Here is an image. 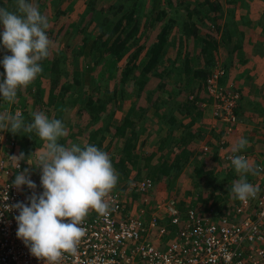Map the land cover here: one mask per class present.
Returning <instances> with one entry per match:
<instances>
[{
    "label": "rangeland",
    "instance_id": "obj_1",
    "mask_svg": "<svg viewBox=\"0 0 264 264\" xmlns=\"http://www.w3.org/2000/svg\"><path fill=\"white\" fill-rule=\"evenodd\" d=\"M132 1L137 2L136 4L138 5L139 11L144 14L142 20H147V24L144 25L145 22H143L142 25H138L139 29L135 36L136 43L132 44L130 47L131 50H135L138 49V45H143L142 51L136 57V60H134L138 69H141L145 63L144 53L150 48L152 42H154L152 40H156V28L160 27L169 16L176 17L168 34V50L162 57L164 63L169 64V62L171 63L172 60H174L173 62H176V67L170 72V84H168L167 90L161 91L160 89H156L152 96L154 97L156 94L161 93V102H163V104H160V106L158 105V107L159 111L162 112L168 106L167 92L171 86L175 85V83L176 85H179V88L181 89H198L196 92H188V90H186V96L193 99L194 95L197 94V96L195 95L197 100L196 103L200 108L201 114L194 122V129L201 134L199 138L196 137L194 139L195 147L192 150L191 160H189L192 165L187 164L185 167L181 168L178 173L169 172L160 177L153 178L147 172V167L144 165L141 167L142 162H140L138 166H134L133 158H130L127 164V176L125 178H118V182L114 188L121 189L126 199H131V202L136 205L141 202L151 203L157 198L167 196L174 198L180 204H194L196 207L208 203L217 208L220 212H224L226 209H230L235 202L233 196L230 195V188L232 183L240 177L231 165V160L225 159L223 153L218 149V140L224 135V125L218 118L214 117L210 111L208 103L209 96L204 89L205 80L203 81L201 77H196L194 79L193 77H190L188 73H182L180 65L181 58L188 55L192 64L191 68L196 67L195 51L200 45V40L197 35L213 36L219 39V33L221 31L216 29V21L220 24L223 23L230 3L226 0H209L213 5L217 1L220 7L215 10H210L209 15L201 14L197 17L192 16L191 20L197 26V38L189 36V38L183 39L182 52L177 54L176 49L179 45L177 38L180 35L182 26V18L177 16L180 11L177 12L174 10L172 3L167 0H128V4ZM247 1L250 20L248 23H244V30L251 33V31H253L252 29H254L252 28L253 25L257 26L254 30H259V26H261V28L262 26L264 27V0ZM27 2L37 7L40 13L48 20L49 28L46 30V34L50 41H52L50 55L40 62L42 72L37 75L36 79L26 88L18 90L15 103L9 104L3 99H0V114L8 113L15 115L18 109L21 110L22 116H24L25 113L31 115L33 112H44L50 120L60 119L65 125L67 135L61 137L58 140V143L66 147H71L73 144H78L81 147L85 144L95 145L90 137L97 126H103L105 121H108L106 115L107 112L98 117L92 118L84 111H80L81 105L93 83L94 76H96V82L98 81L100 83V87H104L106 83H109V85L112 86V83L116 84L118 82L119 74L126 65L125 63L128 61V56L123 55L118 58L115 64L110 66L107 72L108 74L103 75L99 72L95 75L94 69H92L93 64L92 56L89 52V43L84 46V49L81 52H79V44L81 42L79 28L83 26L84 30L92 34L98 33L104 29L106 32L103 34V37H107L113 33L112 25L106 26L104 23L98 22L100 6L106 5L109 0H27ZM160 7H165L166 14L160 20H157L155 25H152L149 23L152 21L150 17L152 18ZM90 9L93 10L91 15L92 21H87L88 23L85 22L84 25H80V22L84 17L89 19L91 14ZM238 11L239 9L236 8L235 18L239 17ZM211 16L216 18V20H210L209 17ZM116 17L117 16L114 18ZM245 35L248 36L249 34L245 33L244 36ZM132 41L134 40H128V43L130 44ZM240 41L242 43L240 53H238L239 51H237V49L233 48L231 43H220L215 56L218 59V65L216 64L215 68L220 66L221 58L223 57H225L229 63L227 73L225 71L226 74L220 78L221 83L227 87L231 85V87L236 88L240 94V99L237 105V129L228 135L229 142L226 145V148L230 147L229 149H232L233 144L240 138H245L249 141L246 148L241 151L246 154V159L250 164L254 167H257L260 164L263 166V169L257 167V173L255 175H252L251 173L247 174L246 179L254 186H261L264 185V64H262L257 58L259 56L264 58V34L261 35L257 31H254L253 39L248 41L245 36L244 39L242 37ZM57 51H63L65 53V61L62 58H59V60L61 66L68 71L69 75H71V72L73 74V71H78L80 75V82L77 83L80 85L75 92L68 96L66 101L60 100L59 97L55 98L56 93L59 91V86L55 88L51 85L53 73L48 68V61L51 58L52 52ZM74 52H78V56L75 54L72 59ZM4 54L5 51L3 50V47H1L0 60L3 59ZM7 54L10 55L11 53L8 52ZM238 54L239 60L235 57ZM245 55H248L247 61L241 58ZM253 58L257 60L253 61ZM242 66H245L247 69V72L244 75L241 74ZM3 71L4 69L2 65L0 67V72ZM62 77L64 79L66 75ZM157 82H159V76L151 77L146 84V89H153ZM241 83L242 88H240ZM117 86L118 88L124 87L125 92L122 97H119L116 100H111L110 102L109 107L112 111L110 122L112 127L111 131L106 134V137L102 141V146L100 147V149L106 153L113 150L115 151L117 147H120L124 137L128 134L129 128L126 127L122 135L115 137L116 139L111 135L113 133L112 129H114L115 126L120 125L125 118L126 113L129 111L132 101L135 100V96L131 92V89L133 88L131 79L125 84ZM260 89L261 92H259ZM137 100L136 105L138 103L144 106L148 105L144 93H142ZM187 103H190V101H187ZM134 110L133 114L142 117L144 116L143 118L145 119L144 123H141L145 126V130L140 134L139 140L136 141V155L140 156L143 152L149 154L153 151L155 154L150 162L156 163L158 162V156L160 153L159 137L168 133V129H166L168 123L161 121L159 124L161 118L159 119V117L151 114V109H143L138 106ZM175 116L184 117L186 120L190 119L189 115L184 116V114H180L176 110ZM142 117H138L140 122H142ZM88 123L89 125H87ZM4 132L8 137L11 135L10 131ZM24 134L25 133L22 132V134H20L21 136L16 138V153L19 155L23 152L26 157L30 155V161L36 163L37 155L44 150V141L40 140L39 137H35L33 138V144H29L27 143ZM180 134L181 128H175L170 135V139H176ZM111 137L114 141L111 146L107 148L108 151L104 150ZM143 139L144 142L142 143L141 140ZM204 142L209 145V150L206 152H203L200 148V144ZM174 151L175 150L172 146H169L165 151V155L171 158V156L174 155ZM213 151L217 153L216 159H213L211 156ZM21 163L22 170L17 171L16 175L19 172H22L25 168H28L31 173V180L37 185L36 193L39 195L43 192V188L40 185V170L36 168L35 165H29L27 160H22ZM196 164L200 165L205 170L213 167L215 172L210 177V183H205V180L207 179L202 178L199 181L198 186L195 184L194 181L197 175L193 171V166ZM147 176L151 177L155 182V187L151 192L144 194L130 190L126 187L128 181ZM122 183H125V185ZM214 188L216 189L215 194L219 195L218 201L221 203L220 205H216V203L214 204V201L211 200L213 199V193H211V190ZM198 194L202 196L200 200H196Z\"/></svg>",
    "mask_w": 264,
    "mask_h": 264
},
{
    "label": "built area",
    "instance_id": "obj_2",
    "mask_svg": "<svg viewBox=\"0 0 264 264\" xmlns=\"http://www.w3.org/2000/svg\"><path fill=\"white\" fill-rule=\"evenodd\" d=\"M224 74V67H214L204 81L210 111L224 125L218 149L227 160L232 155L246 158L244 152L226 148L228 135L237 129L240 94L221 83ZM16 113L22 114L20 109ZM16 144V139L0 132V206L28 203L26 198L36 192L27 185L19 190L12 186L16 172L22 170L21 161L15 169L11 159L17 155ZM200 148L206 152L209 145L204 142ZM257 167L263 169L260 164ZM154 185L148 176L126 183L130 190L144 194ZM258 186L256 198L235 199L224 212L210 204L181 205L167 196L136 205L121 189L113 188L104 198L109 205L107 214L90 211L76 254L65 253L60 264H264V185ZM0 213V264H43L16 236L18 210L8 212L0 207Z\"/></svg>",
    "mask_w": 264,
    "mask_h": 264
},
{
    "label": "trees",
    "instance_id": "obj_3",
    "mask_svg": "<svg viewBox=\"0 0 264 264\" xmlns=\"http://www.w3.org/2000/svg\"><path fill=\"white\" fill-rule=\"evenodd\" d=\"M167 1L172 3L174 10H176L177 12L180 11L177 16L182 18V32L177 38V42L179 43V45L176 49V53L180 54L182 52L183 39L189 38V36L196 37L197 26L191 20L192 16L197 17L201 14L209 15L210 10H215L219 8L220 5L217 1L213 5L209 0ZM226 1L230 3L227 15L222 24L216 21L217 25H215L216 29L221 31L219 33V39L213 36L211 37L197 35L200 40V45L195 51L196 67L191 68L192 64L190 62V57L188 55H185L183 58H181L180 66L182 69V73H188V75H190V77H193L194 79L196 77H201V79L204 81L205 78L213 70V67H215L216 64L218 65V59L215 56L219 49L218 45L220 43H231L233 48L237 49V51H239L238 53H240V48L242 46L240 40L246 33L243 26L244 23H248L250 20L248 1ZM136 3V1H132L128 4V0H109L106 5L100 6V15L98 17V22H102L106 26L112 25L113 29V33H111L107 37H103V34H105L106 32V30L104 29H102L98 33L92 34L84 30L83 26L79 28V32L81 33L79 52H81L84 49V46L89 43V52L92 56L93 64L92 69H94L95 75H97L99 72H101L103 75L108 74L107 72L110 66L112 64H115L118 58L122 57L123 55L128 56V61L127 63H125L126 65L121 70L118 82L116 84L112 83V86H110L109 83H106L104 87H100V83L98 81L96 82V76H94L93 83L83 100L80 111H84L85 113H87V115H89V117L92 118L98 117L107 112L106 115L108 121H105L103 126H97V129L95 128L90 137L91 140L94 141L95 146L100 148L102 146L103 139L106 137V134L111 131L112 127L110 122V116L112 115V111L109 107L110 102L111 100H116L119 97H122L125 92L124 87L118 88L117 85L125 84L129 79H131L133 87L131 89V92L134 94L135 100L132 101L130 109L126 113L125 118L122 120L120 125H117L114 127V129H112L113 133L111 135L114 138L122 135L126 127L129 128L128 134L124 137L121 146L117 147L115 151H109L108 155L111 159L113 167L118 174V178H125L127 176V164L130 158H133L134 166H138L140 162H142L141 167L143 165L147 167V172L150 174V176L156 178L169 172L178 173L179 170L185 167L187 164L192 165L189 160H191L190 158L192 156V150L195 147L194 139L196 137L199 138L201 134L194 129V122L201 114V111L196 103L197 100L195 95L197 96V94L194 95L193 99H190L186 96V90H188V92H196L198 91V89H181L179 88V85H176V83L174 86H171V88L167 92V108L162 112L159 111L158 105L160 106V104H163V102H161V93L156 94V96L154 97L152 95L154 90L156 89H160L161 91L167 90V86L168 84H170V72L176 67V62H173L174 60H172L171 63L169 62V64L164 63L162 60L163 55L168 50V34L171 25L175 21L176 17L169 16L167 20L162 25H160V27L156 28V40L151 39L154 42H152L150 48L144 53L145 63L141 69H138L134 60H136V57L142 51L143 45H138V49L135 50H131L130 47L132 46V44L136 43L135 36L136 32L139 29L138 25H142L143 22H145L144 25L147 24V20H142L144 14L139 11L138 5ZM0 7L6 8L11 12H16V0H0ZM164 8L165 7H160L157 13L152 18L150 17L152 21L149 23L155 25L156 21L160 20L166 14ZM236 8L239 9L238 18H235ZM92 13L93 10H91L89 19L84 17V19L81 20L80 25H84V23L87 21L91 22ZM115 16L117 17L114 18ZM209 18L210 20H216V18H214L213 16ZM0 31H2V28H0ZM262 31L264 32V27ZM234 35L237 37V39L234 38ZM131 39L134 41L129 44L128 40ZM1 47L2 45H0V48ZM77 53L78 52L73 53L72 59L75 54L76 56H78ZM59 58H62L65 61L66 55L63 51L52 52L51 58L48 61V68L53 73V76L51 78V85H53V87L55 88L59 86V91L56 93L55 98L59 97L60 100L66 101L68 99V96L75 92L80 85L77 84L80 82V75L78 71H73V74L71 72V75H69L68 71L61 66ZM220 65L224 67L225 71L229 68V63L227 62L225 57L221 58ZM1 66L2 64H0V67ZM64 75H66V77L63 79L62 76ZM155 76H159V82L156 83V86L153 89H146L147 82L151 77ZM142 93L145 94L148 105L144 106L140 105L139 103L136 105V102L138 101L137 98L140 97ZM0 99L3 98L0 97ZM187 101H190V103H187ZM138 106L143 109H151V114L159 117V119L161 118L159 124L161 123V121L168 123V127H166V129H168V133H166L164 136L159 137L160 153L158 156V162L156 163L150 162L155 154L153 151H151L149 154L143 152L142 154H140V156L136 155V141L139 140L140 134L143 132V130H145V126L141 124L145 121V119L143 118L144 116L142 117L137 114H133V112L135 111L134 109ZM175 110L180 114H184V116L189 115L190 119L186 120V118L184 117L175 116ZM236 113H238L237 108ZM138 117H142V122L138 120ZM23 119L27 124L32 121L33 117L25 113ZM87 125H89V123ZM175 128H181V134L178 138L171 140L170 135ZM22 132L23 131L15 135L11 133L10 136L16 139L17 137L21 136L20 134H22ZM24 135L26 137L27 143L29 144H33V138H38L35 133H25ZM113 141L114 140L111 137L104 150H107V148L111 146ZM141 142L143 143L144 139L141 140ZM169 146H172V148L175 150L174 155L171 156V158L165 155V151ZM211 156L213 159H216L217 153L213 151V154L211 153ZM193 168V171L197 175L194 181L197 186L202 178L207 179L205 180V183H210V177L215 172L213 167L205 170L200 165L196 164L193 166ZM211 193H213V199L211 200L214 201V204L216 203V205H220L221 203L218 201L219 195L215 194L216 189L214 188L213 190H211ZM201 198L202 196L198 194L196 200H200ZM203 205L207 206L208 203H204Z\"/></svg>",
    "mask_w": 264,
    "mask_h": 264
},
{
    "label": "clouds",
    "instance_id": "obj_4",
    "mask_svg": "<svg viewBox=\"0 0 264 264\" xmlns=\"http://www.w3.org/2000/svg\"><path fill=\"white\" fill-rule=\"evenodd\" d=\"M16 4V12L0 7V45L5 51L0 60L4 69L0 72V97L9 104L15 103L18 90L26 88L42 72L40 62L50 55L52 45L46 34L47 18L27 0H16ZM31 116L32 121L26 124L21 113L0 114V132L35 133L44 141V150L37 155L36 163L23 152L11 156L15 169L20 167V161L27 160L29 165L40 170L43 192L37 195L33 191L26 198L28 203L0 207L8 212L18 210L19 214L14 217L18 225L16 236L29 248L32 256L42 260L43 264H60L65 253L76 254L85 235L82 224L90 211L101 216L107 214L109 205L104 198L117 184L118 174L108 153L97 146L73 144L66 147L58 143L67 135L60 119L50 120L44 112H33ZM248 143L245 138L238 139L232 152H240ZM230 160L240 177L232 183L230 195L240 201L256 198L260 188L249 183L246 175H255L257 167L243 155H232ZM30 174L25 168L15 176L12 186L19 190L22 185H27L35 190L37 185ZM7 199L6 196L4 200Z\"/></svg>",
    "mask_w": 264,
    "mask_h": 264
},
{
    "label": "crops",
    "instance_id": "obj_5",
    "mask_svg": "<svg viewBox=\"0 0 264 264\" xmlns=\"http://www.w3.org/2000/svg\"><path fill=\"white\" fill-rule=\"evenodd\" d=\"M244 26H245V25H244ZM244 26H243V28H245ZM256 27H257V26H254V25L252 26V28H254V29H256ZM254 29H252L253 31H251V33L245 31L247 34H249L248 36L245 35V36H247V40H248V41L251 40V39H253L254 31H257V32H258L259 34H261V35L264 34V32L262 31L263 26H262V28H261V26H259V27H258L259 30H254ZM181 32H182V26H181ZM181 32H180V34H181ZM234 36H235V35H234ZM242 37H244V36H242ZM234 38L236 39L237 37L235 36ZM235 39H234V40H235ZM259 39H260V37H259ZM252 41H253V40H252ZM238 56H239V54L236 55L235 57H237V59L239 60V57H238ZM242 58H243L245 61H247L248 55H245V56L242 57ZM257 59H258L259 61H261L262 64H264V58H263V57L259 56ZM257 59L253 58V61H254V60L256 61ZM241 72H242V73H241L242 75L246 74L247 69L245 68V66H242V67H241ZM226 73H227V69H226ZM226 73H225V74H226ZM241 80H242V78H241ZM240 88H242V83H241V85H240ZM259 92H261V89L259 90ZM263 124H264V123H263Z\"/></svg>",
    "mask_w": 264,
    "mask_h": 264
}]
</instances>
